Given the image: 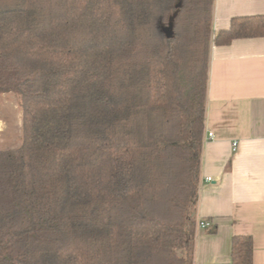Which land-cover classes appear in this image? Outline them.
Here are the masks:
<instances>
[{
	"label": "trees",
	"instance_id": "16d2710c",
	"mask_svg": "<svg viewBox=\"0 0 264 264\" xmlns=\"http://www.w3.org/2000/svg\"><path fill=\"white\" fill-rule=\"evenodd\" d=\"M213 0H0V91L22 142L0 149V264H192ZM172 20V37L163 28ZM250 235L230 261L252 264Z\"/></svg>",
	"mask_w": 264,
	"mask_h": 264
},
{
	"label": "crops",
	"instance_id": "0c3cea01",
	"mask_svg": "<svg viewBox=\"0 0 264 264\" xmlns=\"http://www.w3.org/2000/svg\"><path fill=\"white\" fill-rule=\"evenodd\" d=\"M256 14L264 0H213L212 40L233 17ZM196 208L192 264L229 262L240 234L252 238V264H264V37L210 42Z\"/></svg>",
	"mask_w": 264,
	"mask_h": 264
},
{
	"label": "rangeland",
	"instance_id": "374dc122",
	"mask_svg": "<svg viewBox=\"0 0 264 264\" xmlns=\"http://www.w3.org/2000/svg\"><path fill=\"white\" fill-rule=\"evenodd\" d=\"M21 142L22 108L20 97L13 91H0V149H15Z\"/></svg>",
	"mask_w": 264,
	"mask_h": 264
},
{
	"label": "water",
	"instance_id": "95a60500",
	"mask_svg": "<svg viewBox=\"0 0 264 264\" xmlns=\"http://www.w3.org/2000/svg\"><path fill=\"white\" fill-rule=\"evenodd\" d=\"M172 20H173V15L170 16L168 25L163 28V32L168 38L172 37Z\"/></svg>",
	"mask_w": 264,
	"mask_h": 264
},
{
	"label": "built area",
	"instance_id": "2783aa9c",
	"mask_svg": "<svg viewBox=\"0 0 264 264\" xmlns=\"http://www.w3.org/2000/svg\"><path fill=\"white\" fill-rule=\"evenodd\" d=\"M213 136H214L213 133H209L208 134L209 138H213ZM208 180H209V178H208ZM199 225L202 226V227H208V226H210V223H209V221L201 220L199 222Z\"/></svg>",
	"mask_w": 264,
	"mask_h": 264
}]
</instances>
